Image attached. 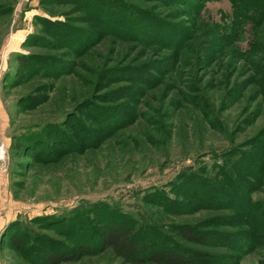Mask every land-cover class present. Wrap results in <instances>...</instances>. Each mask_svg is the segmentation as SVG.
I'll return each mask as SVG.
<instances>
[{
    "label": "rangeland",
    "instance_id": "374dc122",
    "mask_svg": "<svg viewBox=\"0 0 264 264\" xmlns=\"http://www.w3.org/2000/svg\"><path fill=\"white\" fill-rule=\"evenodd\" d=\"M118 1L95 22L93 6L70 0H0V241L6 194L11 221L64 244L66 213L105 204L137 228L218 233L213 246H189L215 264H264V155L260 182L231 173L248 181L252 217L196 208L180 177L214 178L236 153L264 146V14L244 8L257 0ZM148 20L160 29L141 28ZM49 22L77 31L83 46L67 48L71 35L55 38ZM22 55L58 66L18 77ZM0 264L29 263L0 243ZM63 264L124 263L108 250Z\"/></svg>",
    "mask_w": 264,
    "mask_h": 264
},
{
    "label": "trees",
    "instance_id": "16d2710c",
    "mask_svg": "<svg viewBox=\"0 0 264 264\" xmlns=\"http://www.w3.org/2000/svg\"><path fill=\"white\" fill-rule=\"evenodd\" d=\"M254 2L251 1L248 5H244V8L248 12H260L263 16L264 0ZM118 3V0H70L69 4H73L83 11L88 6H93L96 10L89 11V16L98 22L102 17L101 15L107 19H110V14L113 15L112 12H107L104 15L102 11L105 9L102 10V8L110 7V4L117 6ZM124 11V7L121 6L120 15ZM114 16L111 20H116L119 24L125 22L123 18ZM152 22L155 23L156 21L148 20V23L141 28ZM136 23L137 21L131 25L135 26ZM48 24V29L55 38L60 39L62 36L71 35L68 39L71 40L70 44L66 45L67 48L74 44H78V46L83 44L85 38L77 31L69 29L67 31L64 29V25L60 23L49 22ZM154 29H160L158 22H156ZM154 29L152 28V33ZM51 60L47 57L32 60V58L22 55L16 59L15 76L22 77L24 71L25 75L29 73L35 76L45 72L51 74L58 66ZM40 128L41 126H39ZM32 134L35 135V133H30L27 137L29 138V135ZM60 142L59 144H63L64 148H69V145H72L67 144L66 141ZM35 144L41 143L38 140ZM14 146L17 152L23 149V143ZM10 148L12 149V145ZM236 154V157L229 158L224 162L225 169L222 167L220 171H217V176L214 178L203 177L201 174H181L180 177L185 176L184 179L188 182L181 185V188L186 190L184 194L187 193L184 196L187 199L188 197L195 199L196 208H238L237 210H240L245 218L255 214V209L248 195V181L240 183L242 180H236L231 173L234 175L236 173L241 174L244 179L260 182L263 178V176L261 178L263 165L256 158L259 154L264 155V146L261 143H256L250 152ZM179 204L175 200H170L169 208L181 212V210H177ZM113 208L105 204H97L90 206L87 212L83 214L76 210L69 214L66 213V219H61V223L69 221L67 224L69 232L65 230V232L60 233L66 240L65 244L61 241H54L45 235H32L27 229H22L17 220L10 221L5 225V234L0 243L17 252L24 253L29 264L74 263L83 257L96 256L108 250L121 259L124 264H215V257L212 254L203 250L192 249L189 246H213L212 244L216 243L215 238H217L218 233H208L186 224L175 226L170 230L172 237L166 233L168 231H162L156 225L144 223L137 228L129 217ZM40 220L41 222L52 221L51 223L55 221L54 218H43L37 222ZM51 226L48 225L43 229H50ZM218 237L220 242L227 240L225 236ZM27 244L29 245L25 248Z\"/></svg>",
    "mask_w": 264,
    "mask_h": 264
},
{
    "label": "crops",
    "instance_id": "0c3cea01",
    "mask_svg": "<svg viewBox=\"0 0 264 264\" xmlns=\"http://www.w3.org/2000/svg\"><path fill=\"white\" fill-rule=\"evenodd\" d=\"M8 145L9 144H7V146ZM6 176L7 175L5 174V184H6L7 180H8V177H6ZM5 187H7V185H5ZM9 202H10V200L5 194V207H6L5 208V225L12 220V214H16V211L14 209L15 207L10 209V206H11L10 204L11 203H9ZM9 209H10V212H9ZM11 211H13L12 214H11Z\"/></svg>",
    "mask_w": 264,
    "mask_h": 264
}]
</instances>
